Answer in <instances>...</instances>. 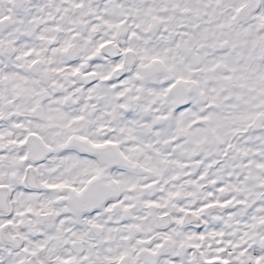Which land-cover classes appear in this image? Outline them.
I'll list each match as a JSON object with an SVG mask.
<instances>
[{
	"label": "snow or ice",
	"instance_id": "snow-or-ice-1",
	"mask_svg": "<svg viewBox=\"0 0 264 264\" xmlns=\"http://www.w3.org/2000/svg\"><path fill=\"white\" fill-rule=\"evenodd\" d=\"M0 264H264V0H0Z\"/></svg>",
	"mask_w": 264,
	"mask_h": 264
}]
</instances>
